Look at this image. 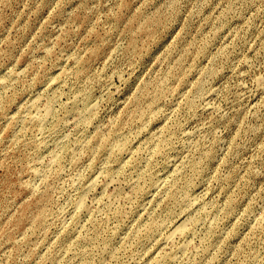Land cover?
Listing matches in <instances>:
<instances>
[{
    "label": "rangeland",
    "instance_id": "1",
    "mask_svg": "<svg viewBox=\"0 0 264 264\" xmlns=\"http://www.w3.org/2000/svg\"><path fill=\"white\" fill-rule=\"evenodd\" d=\"M0 264H264V0H0Z\"/></svg>",
    "mask_w": 264,
    "mask_h": 264
},
{
    "label": "bare ground",
    "instance_id": "2",
    "mask_svg": "<svg viewBox=\"0 0 264 264\" xmlns=\"http://www.w3.org/2000/svg\"><path fill=\"white\" fill-rule=\"evenodd\" d=\"M161 183H163V182H161ZM188 207V206H187ZM186 209H188V208H186ZM189 209H191V206H190V208ZM193 209V208H192ZM188 211V210H187ZM191 211V210H190ZM188 213H190L189 211H188ZM188 213H186V214H188ZM190 216V215H189ZM188 216V217H189ZM185 219V218H184ZM190 219L193 221V219L190 217ZM189 219H187V223H186V220H183V221H180V222H182L181 224L180 223H178L179 225H177L176 227H177V229L176 230H178V231H182L183 230V228H187L186 226H185V224H188V222L190 221H188ZM190 223V222H189ZM188 225H190V224H188ZM193 225H194V221H193ZM190 227V226H189ZM191 227L193 228V226H192V224H191ZM190 227V228H191ZM175 229V228H174ZM180 229H182V230H180ZM176 230H173V234L172 235H175L174 233H175V231ZM186 230V229H185ZM187 231H188V229H187ZM191 231V230H190ZM190 231H188V232H190ZM184 232V231H183ZM183 232H181V234L183 233ZM176 233H178L177 231H176ZM184 233H186V232H184Z\"/></svg>",
    "mask_w": 264,
    "mask_h": 264
}]
</instances>
